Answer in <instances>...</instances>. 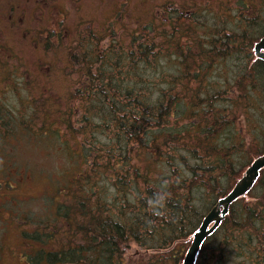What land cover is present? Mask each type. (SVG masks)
Returning <instances> with one entry per match:
<instances>
[{
	"label": "trees",
	"instance_id": "1",
	"mask_svg": "<svg viewBox=\"0 0 264 264\" xmlns=\"http://www.w3.org/2000/svg\"><path fill=\"white\" fill-rule=\"evenodd\" d=\"M261 2V15L242 3L246 25L231 35L201 37L195 17L175 10L166 30L136 32L128 45L110 27L84 31L68 52L78 80L64 101L72 109L22 98L11 109L0 91V167L13 165L6 151L17 133L63 159L48 171L50 221L19 230L41 246L23 253L26 264H124L131 245L151 252L137 264H181L202 218L264 152V62L250 52L264 36ZM187 19L194 24L180 23ZM218 65L233 81L227 71L216 80ZM247 198L230 205L195 264H264V169ZM15 218L20 228L31 221Z\"/></svg>",
	"mask_w": 264,
	"mask_h": 264
},
{
	"label": "rangeland",
	"instance_id": "2",
	"mask_svg": "<svg viewBox=\"0 0 264 264\" xmlns=\"http://www.w3.org/2000/svg\"><path fill=\"white\" fill-rule=\"evenodd\" d=\"M242 3L251 5L253 10L259 8L257 12L263 14L261 0H0V91L7 92L5 100L11 109L20 105V98L36 103L42 100L45 110L53 113L58 104L62 111L72 109L75 104L67 105L64 101L78 80L77 75L72 74L75 70L69 65L68 52L84 31L90 36L102 34L110 27L118 46L128 45L136 32H146L151 27L166 30L169 23L166 18L175 10L180 18L182 15L195 17V23L203 31L201 37L212 32L223 36L228 31L231 35L240 20L246 25L241 19V11L246 9ZM180 23L194 24L188 19ZM179 31L178 28L174 31L177 37L174 39L183 45L181 41L186 42V38L180 37ZM160 39V35L155 38L158 42ZM250 52L253 55L252 47ZM66 65L71 70H65ZM221 66H217L216 80L219 81V75H226V71L231 78L232 69L229 72L226 67L224 71ZM7 74L9 83L4 80ZM157 78L152 77L151 81L159 84ZM163 87L165 85L153 90L154 95ZM32 139L21 133L9 139L12 145L6 153L11 151L14 163L8 170L5 165L0 167V264H26L23 253L33 254L41 246L24 239L19 230H36L34 223L37 226L49 222L47 217L53 211L54 204L47 198L53 187L47 179L51 180L57 172L52 168H61L63 159L58 153L41 150ZM75 142L68 144L76 145ZM4 162L8 163L6 159ZM49 170H53V174ZM6 181L12 188L3 187ZM27 215L31 221L20 228L23 222L17 221L15 216ZM150 253L131 245L123 254L124 264H137ZM38 264L50 263L39 261Z\"/></svg>",
	"mask_w": 264,
	"mask_h": 264
},
{
	"label": "water",
	"instance_id": "3",
	"mask_svg": "<svg viewBox=\"0 0 264 264\" xmlns=\"http://www.w3.org/2000/svg\"><path fill=\"white\" fill-rule=\"evenodd\" d=\"M254 55L264 62V37L253 46ZM264 169V152L255 158L236 181L231 190L205 214L199 227L190 238L189 247L181 264H195L197 256L205 240L211 236L229 212V207L238 199L246 197Z\"/></svg>",
	"mask_w": 264,
	"mask_h": 264
}]
</instances>
